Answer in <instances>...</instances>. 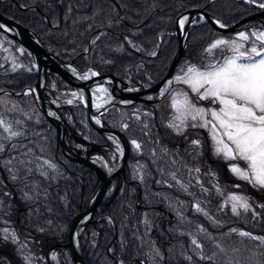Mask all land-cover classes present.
<instances>
[{
	"label": "trees",
	"instance_id": "16d2710c",
	"mask_svg": "<svg viewBox=\"0 0 264 264\" xmlns=\"http://www.w3.org/2000/svg\"><path fill=\"white\" fill-rule=\"evenodd\" d=\"M21 1L25 2L24 0L1 1L4 15L15 23L28 27L39 37L49 53L73 63L82 72L92 68L97 70L104 79L117 76L128 80L134 86L141 83V87L154 86L166 77L170 62L177 54L180 45L176 35V25L181 14L191 9H204L224 25L233 26L248 15L259 11L258 7H253L243 0H48V2H37L35 7L23 6ZM256 1L264 3V0ZM200 19L199 17L198 20ZM254 23L264 26V18L256 19L251 24ZM220 34L212 22L194 25L187 39L184 57L189 54L188 52H194L195 58L199 57L202 50ZM15 44L20 46L18 42ZM25 51L31 53L27 49ZM22 58H24V67L27 66V68L12 70L8 63L0 65V94L9 91L7 95L18 104L26 105L27 102L33 101L37 106L33 93L17 95L34 88L38 81L37 71L32 67L33 61L25 56ZM56 78L59 80V87H71L63 78L58 76ZM50 82L49 79V84ZM47 97L51 98V95L48 94ZM141 104L146 109L152 106L142 101ZM59 111L66 120L69 119L77 134V139L72 137L73 141L82 140L81 143L88 144L83 135L90 132L103 138L89 140L91 146L95 148L90 153H100L109 162L112 145L107 138L94 130L89 122L86 130L79 129V116L87 113L86 108L63 105ZM115 113V111H109L104 114L101 119L103 125L119 129L128 139L129 137L132 139L131 130L123 129L122 125L116 124ZM22 114L21 112L7 113L13 123L18 125L16 130L20 131L21 135L14 139L16 141L13 140L14 145L5 144L4 151L0 152V186L8 191L7 199L11 204L10 210L4 198L2 199V210L6 212V215L3 218L0 217V224L8 225L2 222L8 218L17 228L24 226L31 233L35 232V227L37 232L48 237L46 240L49 244L65 242L74 216L88 208L90 199L99 187L100 179L92 168L74 163L62 153L58 130L47 120L43 112L39 122L27 120ZM127 124L128 127L131 126V119L127 121ZM15 147L17 149H14ZM25 151L28 154H25ZM14 154L17 157L14 158ZM28 156L32 161L27 159L20 164L22 158ZM37 157H43L44 161L47 157L62 172L53 171L46 165L44 167L50 172L52 180L47 182L40 179L41 183H38L42 190L21 188L22 181L27 178L29 170L34 169L38 172L39 167L32 166L33 163L39 166L42 164L36 159ZM29 165L33 168L27 169ZM126 174L130 177L128 165ZM111 187L112 184L100 203L98 212L111 216L113 209H118V216L117 214L115 216L118 222L116 225L118 226L119 222H123L124 227L127 225L126 233L122 241L118 240L113 244L112 241H107L108 236L114 237L115 228L112 223L106 222V219L90 223L81 238L85 259L90 264H140L132 262L135 258L146 260V256L140 254V251L147 246V240L154 237L152 233L150 237H144L142 228L134 227L133 222L139 219L128 215L130 211L125 202L132 198L137 201L141 195L138 189H135V185L126 183L121 194L123 199L120 201L115 199L120 196L116 189L118 186L116 185L113 190ZM23 190L27 191L31 198H35L37 190L42 197L40 195L35 204L26 202L27 193L24 197L20 194ZM145 208L144 212L150 211V208ZM9 210L11 214L7 215ZM154 211H161L164 215L162 208ZM168 218L172 221V217L168 216ZM158 236L163 238L166 244L170 242L166 236V230L161 229ZM157 241V247L163 250L164 257L167 258L166 262L169 261L167 256L170 250L166 246L162 247L159 239ZM105 243H109V247H105ZM13 246L14 244L10 242L0 244V257L11 253L10 249ZM57 251L61 252L64 249L58 247ZM169 263L176 264L170 261ZM10 264H14V261ZM178 264L187 263L184 261Z\"/></svg>",
	"mask_w": 264,
	"mask_h": 264
},
{
	"label": "rangeland",
	"instance_id": "374dc122",
	"mask_svg": "<svg viewBox=\"0 0 264 264\" xmlns=\"http://www.w3.org/2000/svg\"><path fill=\"white\" fill-rule=\"evenodd\" d=\"M1 1L3 0H0V3ZM24 1H21V4L23 6L29 5L30 7H35L37 2H48V0ZM243 1L253 7H258L260 4L257 1L255 3H251L249 0ZM199 17L201 18L200 20H198ZM199 17H191V25L205 19L202 15ZM251 23L253 22L245 24L243 28L233 33L220 32L221 34L213 38L214 40L211 43L218 38L236 39L238 33L246 32L250 36L249 40L239 41V43L243 44L245 48H250L253 43L259 47V41H256L255 37L251 36V33L264 32V26ZM211 43L202 50L203 52L199 57L195 58L194 52H188L189 54L180 60L174 71L171 90L164 99L148 109L140 101H135L130 96H128V99L122 97L123 90L115 84L91 87L93 88L95 109L94 119L101 122L100 114L115 111L116 124L122 125L123 129L128 128L132 132V139L130 137L128 139L131 141V155L127 161L130 173L128 179L129 181L139 182L143 198L142 202L140 200L134 201L132 200L134 198H132L125 203L130 211L128 215L139 219V221L133 222L134 227H141L144 237H150L151 233L152 237H154H150L147 240L148 243L145 249L140 251V254L146 256L148 264H170L169 261L176 262V264L184 261L187 264H264V244L260 240L250 239L248 236L239 234L240 232H248L252 236L264 237V188L241 180L230 172V163H239L243 166V161H227L222 155H216L209 130L204 127L191 126L193 123L199 124L198 120L194 122L189 118L187 125L182 126V130L179 133L168 127L170 123H180L179 120H175L178 113L171 107L173 97L183 99L182 94L187 93L190 99L199 107L206 109L218 107L216 104H211L210 101L199 100L198 96L191 91L188 85L177 82L175 79L176 76L183 75L182 70L186 71L190 64L201 67L209 62H222L226 56L232 55L227 48L219 47L209 54L206 49ZM23 56L31 59L33 64L37 61L33 54L27 53L24 48L16 46L12 39L0 34V59L2 60L0 65L8 63L12 70H18L24 67ZM24 68H27V66ZM87 71L84 73L90 76H93L91 75L93 72L98 73L97 70L92 68H88ZM68 84L71 87L63 88L60 86L59 89L61 91L57 89L56 81L53 79V87L57 91L56 98L60 100L58 101L59 104L62 105L63 102L68 103L71 100V102L76 101L79 106L85 107L79 96L80 90L69 82ZM135 86L144 90L152 87H141V83ZM102 88L107 89V92L98 91V89ZM64 89H68V93ZM74 93L75 95H73ZM106 98L110 104L103 107L102 103ZM15 112L23 113L22 116L27 118V120L41 121L42 114L39 112L35 102H27L26 105L18 104L9 95L0 94V117L10 122L13 130L17 131L18 125L13 123L10 116H7V113L15 114ZM129 119H131V126L125 127V125H128L127 121ZM79 121L80 131L86 130L88 128L86 112L83 116H79ZM146 131L147 134L145 135ZM7 136L8 133L0 129V143L14 145L13 140L16 137L11 140L3 139V137ZM83 136L87 141L103 139L92 132ZM133 140L141 145L139 150L132 144ZM194 140L200 141L199 146L192 143ZM107 141L112 145V149H110V152L108 151L110 161H107V165L109 168L119 164L118 162L124 152L122 143L115 137L108 136ZM174 142L177 144L175 145ZM181 142L184 143L183 146H181ZM14 149H17V147ZM86 149L87 147H82L85 152ZM25 154L28 153L25 151ZM99 155L102 156L101 154ZM13 157L17 156L14 154ZM27 159L32 161L29 156L23 157V163ZM36 159L42 162L40 166L35 163L32 165L39 167L37 168L38 172L34 169L33 171L29 170L27 178L22 181L21 188L30 187L42 190V188H39V180L43 179L47 182L52 180L50 172L44 167L47 165L44 163V158L37 157ZM103 159H105L104 155ZM46 160L52 163L47 157ZM20 164H22L21 161ZM54 165L53 171L62 172L56 164ZM32 166L29 165L27 169L33 168ZM197 168L200 169L199 172L196 171ZM123 191L124 188L118 192L120 193V198L115 197V199L121 201L123 199V197L121 198ZM26 193L27 191L23 190L20 194L24 197ZM40 195L37 190L35 198H31L27 193L25 195L26 202H34L35 204ZM232 195L245 196L250 204L249 210L238 209L239 215L233 214L231 201L229 200ZM7 197H9L8 191L0 186L1 218L6 215V212L2 210L3 200L6 201V206L11 210L10 200ZM145 205L146 207L149 205V212L148 210L147 212L143 211V209H146ZM154 205L163 207L167 210V213L163 215L161 211H154ZM196 205H199L203 211H197ZM10 210L7 215L11 214ZM117 211L118 209H113L111 216L100 211L101 214L97 215L98 218H96L98 220L106 219V222H115L117 224L118 222H116L115 218L116 214L118 216ZM168 214H172L174 220L168 222ZM128 217L130 218V216ZM7 220H2V222L8 225L0 224V244H4V241H11L14 246L10 249V256L9 253L0 257V264H10L12 261H14V264H48L46 262V250L50 246L49 242L42 241L44 238L36 235L37 232L29 234V231L24 226L20 227L21 234L14 222L8 218ZM5 229H7V232H5ZM117 229L119 231L117 237L112 238V235H110L107 241L110 240L113 244L118 242V240L122 241L127 225L124 227L123 222H119ZM161 229L162 231L166 230V236L170 241L167 244L163 238L158 236ZM232 229H236V231L233 232L231 231ZM157 239L161 241L162 247L166 246L170 250L167 256L169 261L167 260V262L163 250L157 247ZM193 239L201 247L197 248L196 245L192 244ZM109 243H105V247H109ZM50 259L53 264H73L67 251L62 253L53 250L50 253Z\"/></svg>",
	"mask_w": 264,
	"mask_h": 264
},
{
	"label": "snow or ice",
	"instance_id": "6c2138e0",
	"mask_svg": "<svg viewBox=\"0 0 264 264\" xmlns=\"http://www.w3.org/2000/svg\"><path fill=\"white\" fill-rule=\"evenodd\" d=\"M249 2L255 3L256 0ZM259 7L264 8V3H260ZM186 19L180 21L181 27ZM4 27L0 24V28ZM220 27L223 28L225 25L220 24ZM251 36L259 41V47L253 43L250 48H245L239 43L249 40L250 36L246 32L238 33L236 39H216L206 52L210 54L218 47L227 48L232 53L231 56H226L222 62H209L201 67L190 64L186 71L182 70L183 75L176 76V81L188 85L199 100L210 101L218 107L207 109L199 107L187 93H183V99L173 97L171 104L178 113L175 120H179L180 123L173 122L168 127L179 133L182 126L187 125L189 118L194 122L198 120L199 124L193 123L191 126L209 130L216 155H222L227 161H243V166L239 163H230V172L241 180L264 188V32H253ZM91 75L95 76L96 73L93 72ZM82 78L88 79V75L85 74ZM98 91L107 92V89L102 88ZM0 129L8 133L3 139L11 140L21 135L20 132L13 130L12 124L3 117H0ZM192 143L199 146L200 141L194 140ZM132 144L138 150L141 147L135 140ZM2 151L4 144L0 143V152ZM44 163L49 168L55 167L47 160ZM196 171L199 172L200 169L197 168ZM229 200L231 211L235 215H239L238 209L248 211L250 208L245 196L232 195ZM196 209L203 211L199 205H196ZM231 231L235 232L236 229ZM239 234L260 240L264 244V237L252 236L248 232ZM192 244L197 248L201 247L195 239L192 240Z\"/></svg>",
	"mask_w": 264,
	"mask_h": 264
},
{
	"label": "water",
	"instance_id": "95a60500",
	"mask_svg": "<svg viewBox=\"0 0 264 264\" xmlns=\"http://www.w3.org/2000/svg\"><path fill=\"white\" fill-rule=\"evenodd\" d=\"M202 15L205 19L201 20V22H212L214 26L219 30L225 33H233L234 31H238L243 28L245 24H248L254 21L257 18H264V8H261L259 12L254 13L253 15H249L240 22L233 24V26L220 27V22L216 23L218 20L212 14L210 15L204 9H191L188 12L183 13L178 17V22L176 25V35L180 41L178 53L170 62V67L167 73V76L159 81L153 88H149L147 90H140L139 88L131 85L128 81L120 78H102L98 74L95 76L88 75V79H83L82 77L86 74L81 72L77 67L76 70L69 71L66 68L58 65L56 61L60 63L69 64L75 67L72 63L65 61L64 59L58 57L53 53H49L44 47L43 43L28 27L21 25L18 22H13L8 16L4 15L3 11L0 7V24L4 25V28H0L2 32L12 37L16 42L20 44L23 48L29 49L37 59V76L38 83L35 89H30L34 93L35 100L38 103V107L41 112H43L48 121L55 125L58 129L59 133V141L62 145V152L65 154L71 161L77 162L80 164L88 165L92 169L96 171L100 178L99 188L94 194V197L90 200L88 204V208L80 211L73 219L70 228L69 235L65 242H58L57 244L50 247V250L56 249L58 247L70 248L72 252L73 260L76 264H89L88 261L85 260L83 251H81V234L85 230V228L92 222H97L98 219L95 218L98 206L102 202L105 197L107 188L110 186L111 180L117 175H120L121 172L125 170L127 160L130 157V149L131 144L130 140L127 139L126 135L121 130H115L112 128H105L97 120L95 117V109H94V99L92 96V88L95 85H105V84H115L117 87L130 94L131 97L135 98L136 101H144L148 104H155L160 102V100L164 99L168 92L172 88V82L174 77V71L176 66L178 65L180 59L185 55L187 44H188V34L193 27V25H189L186 29V35L184 37V30L181 28L180 21L184 16H195ZM199 23V24H200ZM53 72L57 73L74 86L76 89L82 90L84 94L86 107L88 110V121H90L93 128L97 131H100L104 135L116 136L119 141H121L123 145L124 155L118 162L119 164L115 165L112 168L119 167L118 169H114L107 173L105 169L101 168L98 163L94 161L95 156L90 155H79L72 151L70 147V136L74 132L72 128L69 126L68 122H66L65 118L61 115L59 111V106L56 105L53 101H50L46 97V91L48 89V75H51ZM171 82V83H169ZM151 90L149 96H145L144 93L146 91ZM163 93V95L161 94ZM101 115V114H100ZM117 237V232H115L114 238ZM48 260L50 261V252L48 251ZM142 264H146V262L142 261Z\"/></svg>",
	"mask_w": 264,
	"mask_h": 264
},
{
	"label": "bare ground",
	"instance_id": "6f19581e",
	"mask_svg": "<svg viewBox=\"0 0 264 264\" xmlns=\"http://www.w3.org/2000/svg\"><path fill=\"white\" fill-rule=\"evenodd\" d=\"M184 18H187L186 20H185V23H184V25H183V27H181L183 30H184V37H185V35H186V29L189 27V25L191 24V17L189 16H184L182 19H184ZM57 62V64L58 65H60V66H62L63 68H66V69H68L69 71H71L72 69L73 70H75V71H77L76 70V67H73V66H71V65H69V64H65V63H60L59 61H56ZM151 93V90H149V91H146L145 93H144V95L145 96H149V94ZM79 96H80V99H82L83 101L84 100H86L85 98H84V94H83V91L82 90H80L79 91ZM129 95H128V93H125L124 91H122V97H124V98H126V99H128L129 97H128ZM103 107H104V105H107V104H110L109 103V100L106 98L104 101H103ZM118 141H119V139L116 137V136H114ZM121 142V141H120ZM94 161L96 162V163H98V165L101 167V168H103V169H105V171L107 172V173H109V171H112V170H116V169H118L119 167L117 166L116 168H108V165H107V163H105V161H104V159L102 158V157H100V156H98V157H94Z\"/></svg>",
	"mask_w": 264,
	"mask_h": 264
},
{
	"label": "flooded vegetation",
	"instance_id": "af4514ba",
	"mask_svg": "<svg viewBox=\"0 0 264 264\" xmlns=\"http://www.w3.org/2000/svg\"><path fill=\"white\" fill-rule=\"evenodd\" d=\"M127 179H128V177H127ZM118 183V184H117ZM125 184L126 183H123L122 182V179H117V180H115V182L112 184V187H111V189L113 190L114 189V187L117 185L118 187L116 188L117 190L120 188V190L125 186ZM133 185H135L136 187H135V189H138V193L140 194L141 193V188H140V186L138 185V184H133ZM119 190V191H120ZM141 195V194H140ZM140 197V196H139ZM141 198H142V196H141ZM101 213H99L98 212V215H100Z\"/></svg>",
	"mask_w": 264,
	"mask_h": 264
}]
</instances>
